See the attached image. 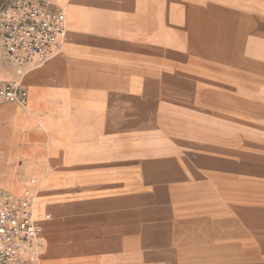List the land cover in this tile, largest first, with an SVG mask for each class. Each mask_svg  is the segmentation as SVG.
I'll list each match as a JSON object with an SVG mask.
<instances>
[{
  "label": "crops",
  "instance_id": "0c3cea01",
  "mask_svg": "<svg viewBox=\"0 0 264 264\" xmlns=\"http://www.w3.org/2000/svg\"><path fill=\"white\" fill-rule=\"evenodd\" d=\"M48 1L67 8L61 54L19 68L0 48V84L27 90L23 105L0 99V191L37 178L58 207L42 212L35 264H264V0ZM187 160L229 197V219L200 240L227 252L181 255L114 215L65 218L105 188L136 186L141 169L172 191L156 170Z\"/></svg>",
  "mask_w": 264,
  "mask_h": 264
},
{
  "label": "rangeland",
  "instance_id": "374dc122",
  "mask_svg": "<svg viewBox=\"0 0 264 264\" xmlns=\"http://www.w3.org/2000/svg\"><path fill=\"white\" fill-rule=\"evenodd\" d=\"M146 1L143 4L144 9H153L152 5H148L151 2ZM62 6L67 15L66 5ZM165 15L166 20H179L181 18L180 14H175L177 17H171L167 13ZM191 15L194 22H197L200 18L198 12H193ZM145 16L143 20H149V16ZM199 33L200 31L195 26L192 36L196 38ZM182 36L184 37L180 32L179 39L180 37L184 39ZM78 66L86 74L93 68L88 63L85 66L81 64H78ZM195 166V160H187L176 167L156 170V173L158 171L160 173L158 176H161L159 181L176 183L173 185L172 191L167 189L164 191L162 186L152 185L151 169H141L140 182L136 186L128 185L126 180V184L118 188H105L95 195V201H92L93 198L91 197L88 200L84 198L76 202L72 208H69L70 210H68L65 218L79 219L84 217L90 219L95 216L114 215L111 217H116V221L126 223L139 231L141 230L145 236L152 234L155 230L157 243L172 245L181 255L227 252L229 245H213L212 242L215 240L205 241L201 244L200 240L202 237L206 238L205 234L209 233L211 223L215 220L229 219L231 213L230 208H224L230 206L229 197L220 194L219 190L221 188L218 186V193H216L214 182L212 184L209 182L204 183V176L201 174L199 178L201 182L198 183L195 170L201 166ZM184 173L186 175L181 176ZM187 173H190V175L187 176ZM187 178L190 182L182 185L181 183L188 180ZM35 179L37 181V187L35 188L36 209L41 213L44 211H58V207L52 208L50 206V200L46 194L40 189L38 190L39 181L37 178ZM168 196H171V198H168V200L163 199ZM118 215H121L120 220ZM52 219H54L53 216ZM40 258L39 255V260Z\"/></svg>",
  "mask_w": 264,
  "mask_h": 264
},
{
  "label": "built area",
  "instance_id": "2783aa9c",
  "mask_svg": "<svg viewBox=\"0 0 264 264\" xmlns=\"http://www.w3.org/2000/svg\"><path fill=\"white\" fill-rule=\"evenodd\" d=\"M67 18L48 0H5L0 8V48L16 67H38L61 54ZM27 90L18 82L0 84V99L23 105ZM35 178L19 193L0 191V264H35L47 213L34 210Z\"/></svg>",
  "mask_w": 264,
  "mask_h": 264
},
{
  "label": "bare ground",
  "instance_id": "6f19581e",
  "mask_svg": "<svg viewBox=\"0 0 264 264\" xmlns=\"http://www.w3.org/2000/svg\"><path fill=\"white\" fill-rule=\"evenodd\" d=\"M63 10H64L65 17H66V12H65L64 7H63ZM65 45H66V41H65V44H64V48H65ZM34 210H36L37 213H41V212L38 211V209H36V197H35V203H34Z\"/></svg>",
  "mask_w": 264,
  "mask_h": 264
}]
</instances>
